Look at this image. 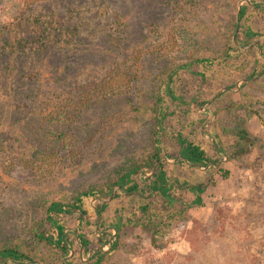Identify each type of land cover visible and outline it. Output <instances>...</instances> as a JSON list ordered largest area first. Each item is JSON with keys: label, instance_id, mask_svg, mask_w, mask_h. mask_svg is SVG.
<instances>
[{"label": "rangeland", "instance_id": "rangeland-1", "mask_svg": "<svg viewBox=\"0 0 264 264\" xmlns=\"http://www.w3.org/2000/svg\"><path fill=\"white\" fill-rule=\"evenodd\" d=\"M255 2L264 0H0L8 24L0 29V245L50 254L31 233L46 205L115 180L149 152V108L162 77L188 60L219 57L240 5ZM249 23L264 41V13L253 11ZM32 25L49 36L4 48ZM249 67L245 56L208 69L225 86L200 107L209 117L201 134L218 141L241 118L258 138L253 150L239 160L223 154L219 166L229 177L216 173L204 204L190 209L163 248L127 226L107 264L264 263V71L247 77ZM223 92L216 114L213 102ZM250 102L261 117L246 108ZM221 141L232 150L231 138ZM96 201L90 199L94 208ZM109 230L97 227L99 235ZM70 254L73 264L89 259L76 245Z\"/></svg>", "mask_w": 264, "mask_h": 264}, {"label": "trees", "instance_id": "trees-1", "mask_svg": "<svg viewBox=\"0 0 264 264\" xmlns=\"http://www.w3.org/2000/svg\"><path fill=\"white\" fill-rule=\"evenodd\" d=\"M253 11L264 13V2L242 5L240 20L234 22L231 37L219 57L188 60L172 67L162 77L149 108L153 117L149 152L128 166L115 180L82 189L68 200L53 199L46 205L45 214L34 221L31 233L35 242L51 253L42 255L17 243L3 244L0 245V264H73L74 257L69 256L71 246L76 245L88 256L98 244L110 245L114 236L108 250L101 248L92 252L87 261L82 258L78 261V264H107L112 252L119 247V236L127 226L146 231L152 245L163 248L167 235L186 220L190 209L204 204V193L215 183L216 173L229 177L231 171L219 166L224 159L223 154L230 160H239L257 144L258 138L252 135L241 118L236 119L233 127L218 133L216 138L220 137V140L203 138L201 127L206 125L209 117L208 111L200 109L225 86V83H217L214 74H209V68L228 67L235 59L246 56L250 64L247 77L264 71V58L259 56V49L264 45V41L259 39L262 33L249 23ZM27 20L30 22L29 18ZM24 22L22 27L27 25ZM31 22L34 24L35 21ZM6 25L0 16V29H5ZM32 26L28 30L32 33L16 34L4 44V48L20 50L39 37L44 40L49 36L46 27ZM238 26L240 30L235 39ZM7 70L8 67L3 71L8 75L6 86L12 74L11 69L8 73ZM188 80L194 83L189 85ZM234 87H237L235 81L228 89ZM224 95L225 92L221 93L213 102L216 114L220 112L217 103ZM247 106L249 111L261 117L255 103L250 102ZM223 136L233 140L231 151H227L224 141H221ZM164 155L179 159L172 164L161 160ZM155 166V172L145 176ZM200 166L209 167L202 170ZM116 185H120L125 193L115 190L112 200H99L109 199ZM93 198L97 199L95 208L90 203ZM108 213L111 216L108 217ZM72 222L75 227L70 229ZM106 225L111 230L99 235L97 227Z\"/></svg>", "mask_w": 264, "mask_h": 264}, {"label": "water", "instance_id": "water-1", "mask_svg": "<svg viewBox=\"0 0 264 264\" xmlns=\"http://www.w3.org/2000/svg\"><path fill=\"white\" fill-rule=\"evenodd\" d=\"M252 4H253V3H252ZM241 7H242V5H240L239 13H240ZM239 13H238V22H239V20H240V18H239ZM238 31H239V27L237 28V32H238ZM237 44H239L238 41H237ZM181 157H182V156H181ZM164 159L167 160V161H169V162H171L170 158H169L168 156H166V155L162 156V158H161V160H164ZM178 159H179V158H175L173 161L176 162ZM161 160H160V161H161ZM160 161H159V162H160ZM209 166H210V165H209ZM209 166H207V167H209ZM200 167H201V168H205V169L207 168V167H203V166H200ZM155 170H156V166L153 168V170H152V172H151L150 174L154 173ZM150 174H149V175H150ZM115 190H119V191L125 193L124 191H122L120 185H116L115 188H114V190H113V193H112V195L109 197V199H102V198H99V200H100V201H110V200H112V198H113V194H114V191H115ZM111 245H112V239H111V243H110V245H109V248L111 247ZM101 248L105 249V245H104L103 243H101V244H99L98 246H96V247H94L93 249H91V250L89 251V257L91 256L92 252H94V251H96V250H99V249H101ZM105 250H108V249H105ZM69 256H71V254H70ZM89 257H88V258H89ZM11 264H14V262H12Z\"/></svg>", "mask_w": 264, "mask_h": 264}]
</instances>
